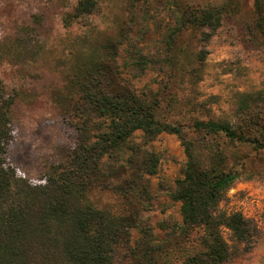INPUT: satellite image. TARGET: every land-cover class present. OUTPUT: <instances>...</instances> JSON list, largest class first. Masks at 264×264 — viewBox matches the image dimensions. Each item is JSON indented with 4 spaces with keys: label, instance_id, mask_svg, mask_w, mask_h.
<instances>
[{
    "label": "rangeland",
    "instance_id": "374dc122",
    "mask_svg": "<svg viewBox=\"0 0 264 264\" xmlns=\"http://www.w3.org/2000/svg\"><path fill=\"white\" fill-rule=\"evenodd\" d=\"M95 1L93 13L74 18L77 0H0V80L14 99L8 160L19 178L36 183L73 148L76 133L60 100L69 91L74 65L90 52L89 46L101 53L108 42L122 40L116 58L122 77L138 92L153 94L158 119L182 127L187 139L199 136L191 128L195 121L233 124L241 94L252 96L253 112L264 113V27L255 29L258 17L264 20V0H257L260 15L255 0ZM216 6L225 9L220 26L213 31L186 26L176 33L169 64L144 71L131 65L129 57L136 51L154 59L164 53L160 33L176 27L181 12ZM203 33H210L208 41ZM133 138L141 141L142 132L136 131ZM145 147L158 157V165L148 178L149 206L139 216L161 240L165 230L158 225L181 221L179 203L170 193L182 178L186 157L174 134L161 133ZM225 151L227 168L239 177L218 208L242 213L252 227L251 237L241 246L223 230L227 243L240 250L225 264H264V149L231 144ZM88 199L98 209L125 211L123 199L112 191L95 188ZM139 236L133 230L131 240ZM182 254L172 253L169 264H183ZM114 262L134 264L124 247L115 250Z\"/></svg>",
    "mask_w": 264,
    "mask_h": 264
},
{
    "label": "trees",
    "instance_id": "16d2710c",
    "mask_svg": "<svg viewBox=\"0 0 264 264\" xmlns=\"http://www.w3.org/2000/svg\"><path fill=\"white\" fill-rule=\"evenodd\" d=\"M95 9V0H77L72 17L90 15ZM255 9L260 15L257 0ZM224 11L216 6L181 12L176 27L160 33L164 53L154 59L136 51L129 57L131 65L144 71L169 64L176 33L186 26L213 31ZM258 18L255 29L263 31L264 20ZM203 36L208 41L211 35ZM122 42H108L101 53L89 46L90 52L77 60L69 91L60 100L76 133L74 146L36 183L19 178L9 163L14 99L0 80V264H115L119 247L134 264H169L177 251L183 252V264H225L240 250L227 243L223 230L236 245L251 237V223L242 213L227 214L218 206L239 177L227 168L225 146L264 149V113L253 112L252 96L241 94L233 124L195 121L191 128L199 136L187 139L182 127L158 119L159 103L153 94L138 92L122 77L116 63ZM136 131L142 132L139 142L133 138ZM161 133L181 140L186 163L170 193L179 203L180 224L158 225L165 232L156 240L139 212L149 206L148 178L158 165V157L145 145ZM95 188L120 196L124 213L95 208L88 199ZM133 230L140 236L132 241Z\"/></svg>",
    "mask_w": 264,
    "mask_h": 264
}]
</instances>
